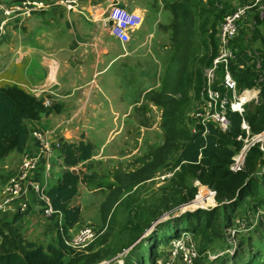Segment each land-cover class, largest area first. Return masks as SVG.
<instances>
[{
  "label": "rangeland",
  "instance_id": "rangeland-1",
  "mask_svg": "<svg viewBox=\"0 0 264 264\" xmlns=\"http://www.w3.org/2000/svg\"><path fill=\"white\" fill-rule=\"evenodd\" d=\"M245 1L254 2V0ZM2 2L0 0V5ZM218 4L221 6L220 10L227 7L226 9L230 12L239 5V0H220ZM263 4L264 0H259L256 6L248 8L241 23L246 28L242 26V32L239 36V40L243 42L244 52L251 57H256V59H258L260 52L264 51V42L260 39V36H264V30L258 21L264 18V7H260ZM1 6L7 8L6 3ZM159 19L160 23L156 27H153L149 21L144 22V26H149L147 30L151 33L150 37L146 38L144 46L138 47L128 57L115 61L111 67L109 66L106 73L113 78V83L108 91L110 94L117 96V100L113 99L112 103L121 100L122 105L128 107L126 117L117 121L110 119L108 123L92 122L87 125H80L78 131L74 129L77 127L76 125L64 126L66 132H68L67 134H70L69 132L75 133L76 138L73 139L74 141L78 142L84 139V142H90L94 153L91 159L85 161L84 164L71 167L74 173L79 172L81 177H84L83 174L88 173V169L92 175L90 182L79 183L78 193L71 201V205L80 207L81 219L76 229H73L72 233L70 232V240L73 239L74 233L81 227L93 228L96 231L95 237L93 239L87 238L85 243H88L81 248H75L71 242L66 241L67 246L78 253L76 257L80 261L79 264H125L126 261L134 263L137 254H142L143 258L146 257V242L161 224L173 221L175 217L186 211H209L214 207L221 206L215 201L211 189L194 180L193 183L196 185L197 191L192 200L177 203L154 215L156 216L154 220V216L149 214L153 210L161 208V204L155 199L162 193L161 187L169 186L174 171V169L170 170V166L162 167V170L159 165L155 168L156 165L152 164V160L158 155L155 153L150 155L152 151L156 150V147L170 141V138L166 136L167 128L163 126L164 115H162V110L163 113L167 107L177 110L179 103L172 104L181 99L185 93L186 99L182 103L183 106L187 105L188 107L185 112L187 122L198 100L197 93H194L185 80L191 73V61L188 63L183 75L182 85L178 83L182 62L174 47L173 27L170 28L171 26L168 25L172 21L171 12L164 9ZM164 24L170 28V35L161 39L160 33L163 32L161 28ZM255 28L260 31L259 36L255 35ZM103 36L117 43V40L106 32H103ZM142 40H144L143 33L139 34L136 44ZM193 42L198 44L197 49H194L191 44L189 51L193 50L199 55L201 53V48L199 49L200 40ZM257 48L259 49L257 50ZM155 76L159 80V86L143 93V90L149 84L153 85L155 83ZM102 77L103 75H99L97 81L101 80ZM240 77L234 73L236 82ZM241 89L238 85V94L241 93ZM251 91L258 102V87L255 86ZM162 94H166L165 96L170 98L169 104L158 105L155 103V98L160 99ZM251 102H255L254 99L244 104V110L246 105ZM120 109L122 110V108ZM120 109L118 111L121 112ZM181 110L184 112V107ZM187 126L189 127V124ZM259 133L262 140L255 142L250 149H247L245 151L246 155L244 154L245 157H243L246 161V156L251 149H257L261 153L260 157L255 160V166L251 169L253 174L249 177V180L251 183H260L258 187L259 198H264V130ZM60 134L59 136H62ZM179 137L183 138L184 135L181 133ZM173 141L176 142V140ZM244 143L246 142L242 141L241 147ZM169 148L171 149L170 155L175 156L173 147L169 145ZM17 154V151H11L0 159V165L5 161H12L13 158L17 157ZM165 160H169L168 157ZM60 161L58 151H53L49 157L51 171L50 176L46 178V189L56 182L58 175L64 168ZM16 166L17 164L14 168ZM152 167H154L153 171L156 169L153 172L154 177L123 194L111 214L103 220L100 206L110 191V188H108L110 180L115 182L117 178L125 179L127 173L130 174L134 171L140 175L147 168L152 170ZM242 170H248L246 163H244ZM249 180L247 179V181ZM176 182L179 183L178 179ZM252 186L249 185L250 188H247V192L251 191ZM187 188L188 185L183 189L185 194L188 192ZM169 192L170 189L162 197L168 198ZM177 200L179 202V199ZM254 202H256V199L253 200L250 197L240 199L234 204H231V201L225 202V211L219 207V218H217V215L213 216L212 225L209 228L211 233L200 234L197 232L200 235L194 234V237L191 233L185 232L182 233L185 234L184 236L180 235L179 238H173V241L183 240V248H192L196 252L192 264H208L211 262L215 264L219 258L226 259L227 257L229 259L235 251L238 252L235 257L236 260L239 258L247 259L251 252L264 250L263 240L260 243L256 242L264 238V204H261L262 207H260L262 212L254 211ZM5 220L10 222L12 214L7 213V211H0V226L4 230L7 228V225H3ZM12 224L18 228L25 240L41 244L45 248L49 244H56V235L52 230L51 222L45 216L38 214L37 211L31 213L29 210ZM173 224H170L167 232L170 233L173 230L171 229ZM173 241L156 250V253L161 252L155 257L156 264H185L183 260L184 250L177 248V251L172 253L175 250ZM240 244L247 248H241Z\"/></svg>",
  "mask_w": 264,
  "mask_h": 264
},
{
  "label": "trees",
  "instance_id": "trees-1",
  "mask_svg": "<svg viewBox=\"0 0 264 264\" xmlns=\"http://www.w3.org/2000/svg\"><path fill=\"white\" fill-rule=\"evenodd\" d=\"M165 2L173 14L170 23L173 27V43L182 62L178 83L179 85L183 83L186 60L189 57L188 63L192 62V69L185 80L194 93H197V101H199L201 97L200 90L203 85L202 71L211 63L217 53L216 26L218 21L223 18L224 13L228 12V9H226L227 7H224V10L218 8L220 0H165ZM247 2L239 0V4ZM258 21L264 30V18ZM244 28L246 27L244 26ZM240 32H242V28L239 29L236 38L231 42V46L237 49L235 62L231 63V70L241 76L237 79L241 88L258 86V102L248 103L242 114L230 111L228 113L230 128L227 132H220L212 124H209L204 135V128L199 124H194L190 115L187 121L189 127L187 126L185 112L188 107L187 105L183 106L182 103L186 99L185 93L181 99L172 104L179 103L177 110L171 107H167L164 113L162 110V115H164L163 126L167 128L166 136L170 138V141L156 147V150L152 151L150 155L154 153L158 155L152 160V164L156 165L155 168L159 165L162 170V167L170 166V170L174 169V171L169 186L161 187L162 193L156 199L154 198L161 204V208L150 212L149 214H152V216L177 203L192 200L197 191L196 185L193 183L194 180L214 191V199L224 211L226 208L225 202L231 201V204H234L245 197L256 199L253 210L261 211L260 207H262L261 204H264V198H259L258 187L260 183H251L249 180V177L253 174L251 169L255 166V160L260 157L261 153L257 149H251L248 152L246 161L244 159L248 170L232 171L230 169L232 157L240 150L242 144L237 136L239 134L245 135L244 130L241 128L242 120L249 126L251 134L264 130V51L260 52L258 59L244 52L243 42L239 40ZM254 33L259 36L260 31L255 28ZM260 39L264 42L263 35L260 36ZM186 40L190 42V45L192 42L194 49H197L198 44L193 41L200 40L199 49L201 48V53L198 55L194 52L191 57L189 52L188 55L185 45ZM239 64L244 65L245 70H238L237 66ZM165 95L162 94L160 99L155 98V103L158 105L169 104L170 98ZM51 107V105L45 107L43 100L34 97L16 84L0 86V159L11 151L15 150L18 153L24 151L30 136L29 122L39 120L42 111H51L54 109ZM180 107L181 109L184 107V112ZM181 133L184 135L183 138L179 137ZM173 140H176V142ZM60 141L62 143L57 151L64 168L58 175L56 182L46 189L47 197L54 212L46 218L51 222L52 230L55 232L56 244H49L45 248L41 244L25 240L18 228L12 224L27 213L30 207L22 213L7 212L12 214V220L3 222V225H7L5 230L0 226V264H79L80 262L76 257L78 253L67 246L65 239L71 236L70 232L76 229L81 219L80 207L71 205V201L78 193L79 183L90 182L92 175L88 169V173L83 174L84 177H81L79 172L77 174L72 173L71 167L84 164L85 161L91 159L94 154L93 146L90 142L81 140L70 142L68 139L60 138ZM169 145L173 147V151L175 150V156L173 157L170 155ZM167 157L169 160H165ZM153 168L152 170L147 168L140 175L136 174L135 171L130 174L127 173L128 176L126 175L125 179L117 178L115 182L110 180V184H108L110 191L100 206L103 220L111 214L123 194L154 177L153 172L156 169L153 171ZM177 179L179 183L176 182ZM187 185L188 192L185 194L183 189ZM249 185L255 186H252L251 191L247 192ZM168 189H170L169 197H162ZM177 199H179V202ZM219 207H214L209 211H186L175 217L173 221L161 224L146 242V257L143 258L142 254H137L134 263L126 261L125 264H142V262L143 264H156L155 257L161 253H156V250L169 244L170 241H173V238H179L180 235H185L182 234L185 232L191 233L194 237V234L211 233L209 231L212 225L211 221L214 215L219 218ZM155 217H153V220ZM171 223H174L171 226L173 230L169 233L167 228ZM197 232L200 234H197ZM262 240L264 246V238L256 242L260 243ZM240 245L241 248H247L242 244ZM237 253L235 251L229 259L227 257L226 259L219 258L215 264H264V250L262 249L251 252L247 259L239 258L236 260Z\"/></svg>",
  "mask_w": 264,
  "mask_h": 264
},
{
  "label": "crops",
  "instance_id": "crops-1",
  "mask_svg": "<svg viewBox=\"0 0 264 264\" xmlns=\"http://www.w3.org/2000/svg\"><path fill=\"white\" fill-rule=\"evenodd\" d=\"M33 1L42 2L44 6L34 10L32 16L11 19L0 34V86L16 84L43 102L48 101L45 107L51 105L55 109L42 111L39 120L29 122V130L53 131L58 136L61 133L59 137L63 139L77 142L73 140L75 133L67 134L64 126L76 125L74 129L78 131L80 125L108 123L110 119L117 121L126 117L128 107L123 106L121 100L112 103L117 96L108 91L113 78L106 73L115 61L144 46L146 38L151 35L144 22L149 21L156 27L162 11L171 12L165 0H78L76 8L70 11L59 5L58 0ZM113 3L141 16L140 24L131 32L125 45L116 38L117 43L103 36V32L112 36L109 32L111 22L103 23L102 18ZM4 18L0 10V22ZM168 25L161 28V39L170 35L172 26L169 28ZM141 33L144 40L136 44ZM185 45L189 55L190 42L186 40ZM193 53L192 50L191 57ZM188 60L189 57L186 68ZM99 75L103 77L97 81ZM158 81L155 76V83L149 84L143 93L156 89L160 84ZM36 147L37 142L30 135L24 151L34 153ZM20 157L21 153H18L12 161L0 165L1 183ZM30 212L36 213L31 208Z\"/></svg>",
  "mask_w": 264,
  "mask_h": 264
},
{
  "label": "built area",
  "instance_id": "built-area-1",
  "mask_svg": "<svg viewBox=\"0 0 264 264\" xmlns=\"http://www.w3.org/2000/svg\"><path fill=\"white\" fill-rule=\"evenodd\" d=\"M2 1V4H7V8L1 6L2 4L0 5L1 12L5 16L0 22V34H3L5 24L11 19L32 16L34 10L44 6L42 2L33 0ZM77 1L58 0L57 3L63 6L65 10L70 11L76 8ZM257 1L259 0H255V2ZM249 7L251 5H238L225 14L219 23L217 53L210 65L203 70L201 97L190 113V118L193 119L194 124H199L204 128L203 135L209 124H212L220 132H227L230 128L228 113L232 111L242 114L246 102L252 99L257 101L251 89L242 88L241 93L238 94V85L234 78V72L231 70V63L235 62L237 51L236 48L231 46V42L236 38L240 29L239 23L244 20ZM140 21L141 16L138 13L130 12L117 3L108 6L106 16L102 18L103 23L108 24L111 22L109 32L122 45L129 42L131 32L138 27ZM237 69L241 70V67H237ZM43 105L47 106L48 101H44ZM241 128L244 130L245 135L239 134L237 139L246 143L232 157L230 163L232 171L242 170L244 154L246 155L245 151L250 149L255 142L262 140L260 133L250 135L249 126L244 120L241 122ZM193 131L195 130L193 129ZM30 135L37 142L36 151L34 153L23 151L16 163L17 166L2 181L0 185V211L22 213L30 207L41 215L49 217L54 213L46 194V178L50 176L51 171L49 157L53 151L58 150L62 141L53 131L31 130ZM212 193L214 194V191ZM84 227L79 228L74 233L72 240H70V237L66 238L65 243L68 240L75 248L86 245L88 243H85L86 239H93L96 231L93 228ZM182 242L183 240L179 239L173 241L175 250L172 253H175L177 248L184 250L183 260L185 264H192L196 252L192 248H183Z\"/></svg>",
  "mask_w": 264,
  "mask_h": 264
},
{
  "label": "clouds",
  "instance_id": "clouds-1",
  "mask_svg": "<svg viewBox=\"0 0 264 264\" xmlns=\"http://www.w3.org/2000/svg\"><path fill=\"white\" fill-rule=\"evenodd\" d=\"M258 2V1H257ZM257 2H255V0H254V2L253 3H249V2H247V3H244V4H248V5H251V7H249V8H252V7H254V6H256V4H257ZM239 5H243V4H239ZM264 5V4H263ZM228 13V12H227ZM227 13H225V14H227ZM224 14V15H225ZM246 16V15H245ZM224 17V16H223ZM223 19V18H222ZM222 19L219 21V23L222 21ZM243 21V20H242ZM242 21L239 23V26H240V28H242V25L243 24H241L242 23ZM218 23V24H219ZM239 31V30H238ZM218 32H219V26H218V29H217V48H218ZM216 55V54H215ZM214 58V57H213ZM212 61V60H211ZM210 65V64H209ZM237 67H241V70H245V66L244 65H242V64H239ZM204 70V69H203ZM202 77H203V71H202ZM255 86L256 87H258L257 85H254V86H252V87H247L248 89H252V88H255ZM258 92H259V88H258ZM258 94V93H257ZM198 102V101H197ZM196 102V103H197ZM195 103V104H196ZM195 106V105H194Z\"/></svg>",
  "mask_w": 264,
  "mask_h": 264
},
{
  "label": "water",
  "instance_id": "water-1",
  "mask_svg": "<svg viewBox=\"0 0 264 264\" xmlns=\"http://www.w3.org/2000/svg\"><path fill=\"white\" fill-rule=\"evenodd\" d=\"M110 23V22H109ZM72 173H74V170H72ZM75 174V173H74Z\"/></svg>",
  "mask_w": 264,
  "mask_h": 264
},
{
  "label": "bare ground",
  "instance_id": "bare-ground-1",
  "mask_svg": "<svg viewBox=\"0 0 264 264\" xmlns=\"http://www.w3.org/2000/svg\"><path fill=\"white\" fill-rule=\"evenodd\" d=\"M210 195V194H209ZM195 206V205H194Z\"/></svg>",
  "mask_w": 264,
  "mask_h": 264
}]
</instances>
